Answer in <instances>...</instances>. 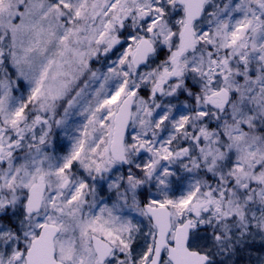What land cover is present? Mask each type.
Segmentation results:
<instances>
[{
    "label": "snow or ice",
    "instance_id": "6c2138e0",
    "mask_svg": "<svg viewBox=\"0 0 264 264\" xmlns=\"http://www.w3.org/2000/svg\"><path fill=\"white\" fill-rule=\"evenodd\" d=\"M0 264H264V0H0Z\"/></svg>",
    "mask_w": 264,
    "mask_h": 264
}]
</instances>
